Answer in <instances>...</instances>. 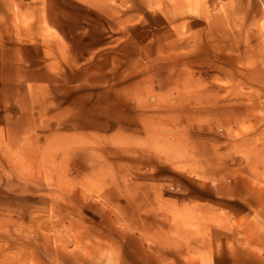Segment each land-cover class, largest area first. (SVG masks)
<instances>
[{"label":"rangeland","instance_id":"374dc122","mask_svg":"<svg viewBox=\"0 0 264 264\" xmlns=\"http://www.w3.org/2000/svg\"><path fill=\"white\" fill-rule=\"evenodd\" d=\"M78 1L0 0V264H264V0Z\"/></svg>","mask_w":264,"mask_h":264},{"label":"bare ground","instance_id":"6f19581e","mask_svg":"<svg viewBox=\"0 0 264 264\" xmlns=\"http://www.w3.org/2000/svg\"><path fill=\"white\" fill-rule=\"evenodd\" d=\"M77 1H78V0H77ZM79 1H80V0H79ZM79 1H78V2H79ZM80 3H81V1H80ZM84 3H86V2H84ZM81 4H82V3H81ZM86 4H88V3H86ZM62 6H63V5H62ZM88 6H89V5H88ZM86 8H87V7H86ZM88 8H89V7H88ZM80 9H82V8H80ZM76 10H77V9H76ZM76 12H78V11H76ZM187 80H188V79H187ZM191 82H192L191 80L187 81V83H188V85H187L188 87H187V88H190V89H191ZM119 88H120V87H119ZM188 90H189V89H188ZM128 97H129V96H128ZM128 97H127V98H128ZM130 98H131V97H130ZM119 99H121V98H119ZM119 99H118V100H119ZM121 100H122V99H121ZM127 100H128V99H127ZM124 101H125V100H124ZM195 101H196L197 103H199V102H200V99L197 98ZM119 102H121V101H119ZM121 103H122V102H121ZM121 103H120V104H121ZM207 105H208V106L213 105V101L210 102V103L207 104ZM120 106H121V105H120ZM208 106H204V107H205V108H204V111H209V110L212 111V110H213L212 107H208ZM216 106H217V104L215 105V111H216V112H218V113L222 112V114H224V112L226 111V113H229V111H228L229 108L223 106V107L220 109V106H217V107H216ZM115 107H116V106H115ZM115 107H114V108H115ZM110 109H111V108H110ZM112 109H113V108H112ZM113 110H114V109H113ZM150 111H151V110H150ZM98 118H99V117H98ZM76 122H77V121H76ZM80 122H81V121H80ZM77 123H78V122H77ZM81 123H82V122H81ZM79 124H80V123H79ZM77 126H78V125H77ZM78 127H79V126H78ZM80 127H82V126H80ZM86 128H87V127H86ZM81 129H82V128H81ZM68 130H69V129H68ZM85 130H86V129H85ZM88 130H89V129H88ZM70 133H71V132H70ZM74 137H75V136H73V138H74ZM73 138H72V139H73ZM78 138L80 139V137H78ZM68 139H69V138H68ZM68 139L66 138V139H64V140H62V141H59V142H58V145H66V144H68V143H69V140H68ZM71 141H74V140H71ZM79 142H80V141H79ZM198 145H199V142H198ZM162 146H163V145H162ZM63 148H65V147H63ZM84 148H85V147H84ZM118 148H119V147H118ZM126 148H127V147H126ZM126 148H125V149H126ZM146 148H148V146H147ZM203 148H204V147H203ZM113 149H114V147L112 148V151H113ZM122 149H123V148H122ZM127 149H128V148H127ZM87 150H88V149H87ZM120 150H121V149H120ZM204 150H206V149H204ZM97 153H98V152H97ZM113 154H114V156H115V153H113ZM113 154H112V155H113ZM96 157H97V156H96ZM96 157H95V158H96ZM208 157H209V156H208ZM212 170H213V169H212ZM252 172H253V171H252Z\"/></svg>","mask_w":264,"mask_h":264}]
</instances>
